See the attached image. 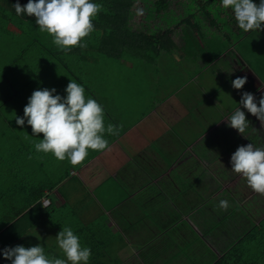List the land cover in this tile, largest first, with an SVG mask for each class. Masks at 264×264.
<instances>
[{
  "label": "crops",
  "instance_id": "obj_1",
  "mask_svg": "<svg viewBox=\"0 0 264 264\" xmlns=\"http://www.w3.org/2000/svg\"><path fill=\"white\" fill-rule=\"evenodd\" d=\"M146 1L160 17L142 19L148 36L137 53L141 83L114 66L103 71L115 75L114 86H99V70L85 88L87 97L100 94L105 125H123L118 136L105 133L107 150H89L76 167L36 152L34 142L43 134L32 136L26 119L18 126L15 118L23 117L21 108L34 90L55 88L63 97L67 83L48 72L46 84L18 86L16 132L6 120L9 127L0 132L18 139L7 141L0 156L28 153L30 160H18L15 179L0 177V204H23L19 188L25 182L45 187L38 199L44 212L27 214L3 240L28 224L8 247L40 244L47 255L64 259L55 236L71 227L91 249L88 264H264V195L248 187L230 163L238 146H264V123L239 104L245 91L257 102L264 94V26L244 32L234 14L214 1L206 3L222 17L214 23L197 19L196 10L208 0ZM160 4L162 9L155 7ZM190 7L193 16L185 20ZM7 11L15 12L14 6ZM119 62L129 63L123 57ZM242 76L246 84L234 89L232 80ZM140 93L149 100L133 105ZM238 107L250 122L243 134L228 125ZM221 200L228 201L227 210L219 207ZM0 264L11 261L0 255Z\"/></svg>",
  "mask_w": 264,
  "mask_h": 264
},
{
  "label": "clouds",
  "instance_id": "obj_2",
  "mask_svg": "<svg viewBox=\"0 0 264 264\" xmlns=\"http://www.w3.org/2000/svg\"><path fill=\"white\" fill-rule=\"evenodd\" d=\"M17 16L26 14L35 17L40 32L52 37V43L64 52L73 47L86 48L85 38L95 29L93 21L103 10V5L93 0H28L21 6L19 0L13 5ZM223 9H231L237 25L244 32L260 31L264 26V0H221ZM247 76L232 80V87L240 90ZM65 96L56 94L55 88L34 90L23 108V117L17 116L18 126H31L32 136L43 134V139L34 142L38 153H51L58 161L67 160L73 167L80 165L89 155V150L104 151L109 148L105 133L118 136L123 125H105L103 106L87 97L85 88L75 80H69ZM240 106L264 123V94L257 98L251 92H243ZM228 125L243 134L250 126L241 107L228 118ZM27 139V136L25 137ZM231 170L245 178L248 187L264 195V146L252 143L238 146L230 157ZM219 207L227 210L229 203L221 200ZM56 237L64 259L46 254L42 245L25 247L17 245L0 250L11 264H88L91 249L82 246L71 227L61 229Z\"/></svg>",
  "mask_w": 264,
  "mask_h": 264
},
{
  "label": "trees",
  "instance_id": "obj_3",
  "mask_svg": "<svg viewBox=\"0 0 264 264\" xmlns=\"http://www.w3.org/2000/svg\"><path fill=\"white\" fill-rule=\"evenodd\" d=\"M167 1L165 0V2ZM194 1L204 3V0ZM213 1L221 5V0L205 1L204 6L196 10L198 11V21L210 20L214 23L221 20L222 17L218 11L217 14L214 13V9L216 8L213 9L206 6V3L209 5V2L212 3ZM16 2L17 0H0V33L4 31L7 34L6 38L3 39L4 42L9 43L13 49L15 48V54L9 56L7 60L12 67L17 64V69L14 68L12 71L16 70L15 76L18 79L17 83L13 85H11V81L9 80L6 84L7 86H3V89L0 88V91L3 93L7 91V95L3 96L4 100L2 103L12 102L13 105L18 104L16 101L21 98V92L18 91V86L46 84L49 80L47 77L48 72L50 74L66 73L68 78L71 76L70 79H74L77 83L82 84V80L75 72L77 70L82 71V69L88 70V66H91L89 70L95 69L96 73L104 69L102 68L103 65H101L102 62L108 63L106 65L108 68L112 67V65L113 67L118 66L119 69L129 67L130 61L138 59L137 53L142 51L143 38L144 36H148L147 33H144L142 19L160 17V11L151 10L146 0H93L94 3L103 5V10L93 21L96 31L85 38L84 42L87 43L86 48L73 47L71 51L64 52L52 43L51 36L47 33L40 32L39 27L35 23V17L27 16L26 14L17 16L15 12L7 11V7H12ZM27 2L28 0H19L21 6L27 4ZM253 2L259 3V0H254ZM177 3H182V1L178 0ZM155 7L162 9L161 4ZM225 11L230 13V15L233 14L231 9ZM225 11L223 14L227 15ZM183 13L185 14L186 20L190 16H193L194 11L190 7ZM212 23L211 25H213ZM10 24L17 26L19 31H13L9 27ZM134 24H137L135 28H133ZM224 30H227V28ZM147 42L149 43L148 40ZM151 43L156 46V42L151 41ZM1 55L7 57L8 54L1 52L0 58H4ZM122 57L125 61L128 60L129 63L127 66L119 62V59ZM26 60H28V63L35 64H31L29 67L25 66ZM101 60L102 62H100ZM36 61L40 63H36ZM110 62L114 63L110 64ZM36 64L42 68H38ZM57 64L63 67L62 70L57 69ZM30 67L32 68L29 69ZM8 71V69H4L2 73L8 74ZM57 76L59 77V75ZM82 86L87 88L86 85ZM5 123L4 119H0V132L3 131L2 126ZM20 156L18 152L16 154L12 153L6 156H0V162L4 159L6 160V163L2 162L0 165L8 168L4 170L0 167V177L15 179L20 174L16 169L18 160H30V154L25 153L23 157ZM39 160H45V157L41 156ZM23 185L19 188V191L23 195V204H0V211H4V215L0 218V245L3 247H8L16 236L24 233L27 229L28 224L23 225L20 230L10 236L7 242L3 240L7 232H11L15 227L20 226L27 214L34 210L44 212L42 203L38 199L42 195L45 187H28L25 182H23ZM43 205L45 204L43 203Z\"/></svg>",
  "mask_w": 264,
  "mask_h": 264
},
{
  "label": "rangeland",
  "instance_id": "obj_4",
  "mask_svg": "<svg viewBox=\"0 0 264 264\" xmlns=\"http://www.w3.org/2000/svg\"><path fill=\"white\" fill-rule=\"evenodd\" d=\"M6 35L7 34H5L4 31H2L0 33V47H1L0 48V53L2 52L3 54H8L7 57H4L3 55H1L4 58H0V88H2V89H3V86H7L6 84H7V82H9V80L11 81V85L16 84L17 80H18L17 76H15V71L16 70L12 71L14 68L17 69V64H15L14 67H12L9 64V61L7 60L9 56H12V55L15 54V48L13 49L12 46L9 43L4 42L3 39L6 38ZM100 62H102V60ZM130 62L131 63L129 65V68L128 67L125 68V71H126V74L128 75V78L132 79L134 82H140L141 83V67L143 65V64L141 65V63H143V62L141 60H138V59L134 60V61H130ZM260 62L261 61L258 58L257 59V63H260ZM36 63H40V62L36 61ZM102 63H101V65H103L102 68H104V69H102V71H104L107 68L106 65H108V63H105V62H102ZM113 63L114 62H110V64H113ZM31 64H35V63H31V62L28 63V60L25 61V66L29 67ZM32 66H34V65H32ZM112 67H113V65H112ZM31 68L32 67H30L29 69H31ZM38 68H42V67L38 66ZM62 68H63L62 66L57 64V69L62 70ZM72 68H74V67H72ZM4 69H8L9 70L7 72L8 74L2 73V71ZM89 69H91V66H88V70ZM88 70L82 69V71L81 70H77L76 72L75 71L74 72L82 80V84L81 85H87V86L91 87L93 85V83H92L93 79L91 80V78H89V77L91 75L93 76V74L96 71H95V69H92V70H89V71ZM144 71H145V69H144ZM109 72H106L105 74H103V72H102V75L100 76V78L97 79V80H102V82L99 83V86L105 88L106 90L109 89L111 86H114L113 82H114L115 75L108 74ZM57 75H59V77L62 79V81H64V83L66 82L67 84H68L67 80H74V79H70L71 76L68 78V75H66V73H62V74L58 73ZM138 76H140V80L136 79V78H138ZM59 77L56 76V80H59L60 79ZM106 82L109 83L108 87H106V84H105ZM137 86L138 85H135V87H137ZM113 93L116 94V93H118V91L113 92ZM85 94H86V89H85ZM5 95H7V91H4V93L0 91V119H4V120L8 121L11 124L13 130L16 132V128H15L14 120H13V117H14L13 109H14V107L16 105L15 104L13 105L12 102L11 103L7 102L6 104L2 103V101L4 100L3 96H5ZM94 99L97 102H100L101 101L100 94L95 95ZM134 99H136V100L138 99V101L137 102H133V105H139L140 103H143L145 100H149L148 98H143L141 93H140V96L135 97L132 100H134ZM21 109L23 111V108H21ZM2 127L7 129L9 127V125L3 124ZM5 134H7V132H5ZM15 134L4 135V136H3V134H0V136H1L0 137V149L1 150L4 148V144L7 141H12L14 139H16V141H17V139H18L17 135L18 134L17 135H15ZM18 143H20L21 145L23 144V142H18ZM2 162L6 163V160L4 159ZM2 162H0V163H2ZM65 163L69 164L68 161H65Z\"/></svg>",
  "mask_w": 264,
  "mask_h": 264
},
{
  "label": "built area",
  "instance_id": "obj_5",
  "mask_svg": "<svg viewBox=\"0 0 264 264\" xmlns=\"http://www.w3.org/2000/svg\"><path fill=\"white\" fill-rule=\"evenodd\" d=\"M43 203L44 204H47L48 203V200L47 199H44Z\"/></svg>",
  "mask_w": 264,
  "mask_h": 264
}]
</instances>
